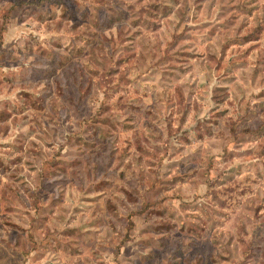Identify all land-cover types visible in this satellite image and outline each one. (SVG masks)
<instances>
[{
    "label": "rangeland",
    "instance_id": "374dc122",
    "mask_svg": "<svg viewBox=\"0 0 264 264\" xmlns=\"http://www.w3.org/2000/svg\"><path fill=\"white\" fill-rule=\"evenodd\" d=\"M0 264H264V0H0Z\"/></svg>",
    "mask_w": 264,
    "mask_h": 264
}]
</instances>
